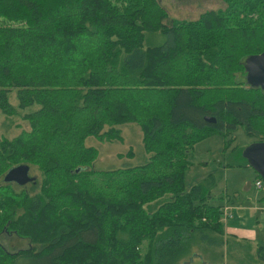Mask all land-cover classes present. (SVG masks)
I'll use <instances>...</instances> for the list:
<instances>
[{"label":"trees","instance_id":"obj_1","mask_svg":"<svg viewBox=\"0 0 264 264\" xmlns=\"http://www.w3.org/2000/svg\"><path fill=\"white\" fill-rule=\"evenodd\" d=\"M225 1L194 19L161 0H0V110L30 123L0 137V264H177L194 244L208 264L234 256L216 172L185 180L199 140L238 125L264 140V90L245 66L264 52V0ZM128 122L146 159L99 167L88 138L124 141ZM21 163L40 177L6 181Z\"/></svg>","mask_w":264,"mask_h":264},{"label":"rangeland","instance_id":"obj_2","mask_svg":"<svg viewBox=\"0 0 264 264\" xmlns=\"http://www.w3.org/2000/svg\"><path fill=\"white\" fill-rule=\"evenodd\" d=\"M161 3L169 11L170 17L194 19L204 10L227 5L225 0H161ZM152 39L157 42L162 41L164 37L160 33L159 35H153ZM16 93V90L11 93V100L14 104H18ZM259 103L264 106V94L260 97ZM20 111L23 112L24 110L20 109ZM21 112L8 118L0 110V137L3 135L13 137L23 129L29 128L30 123L22 117ZM6 122H9L8 125L5 124ZM120 126L125 136L124 141H100V143L94 137L88 138L89 143H97L96 145L99 148L100 154L96 161L99 167L112 168L125 165L129 161L137 164L146 159L147 151L143 144L140 125L137 122H128ZM257 140L258 137L249 134L244 125H238L233 133L223 135L216 132L199 140L191 152L193 163L187 168L185 179L187 186H191L193 182L210 171L216 172L218 183L215 190L217 191H213L215 194H213L211 202L218 203L217 193L223 189L225 194H231L237 203H242V209L235 208L234 218H230L227 224L230 222L232 226L236 227L240 236L246 237L256 246L258 243L264 244V180L262 186L259 187L256 184L257 170L252 165H228L227 163L229 161H243L245 163L247 161L244 153L245 148ZM130 147L134 149V155H119L120 152L126 153ZM30 174L40 177V171L33 165L30 168ZM16 241L21 247H26L28 244L23 239L17 238ZM251 242L244 243L242 241L244 247L251 245L248 253H244L245 248L239 249V254H237V249H233L235 252L233 257H229L230 255L223 258L215 256L214 264H239V257L248 260L252 264L251 256L252 252H255V248ZM195 250L197 253H204V258H207L206 249L201 245L194 244L190 250L191 252L184 254L177 264H208L199 255L193 258L189 257ZM214 252L219 253L221 249L218 248ZM209 257L211 259V254ZM259 264H264V262Z\"/></svg>","mask_w":264,"mask_h":264},{"label":"water","instance_id":"obj_3","mask_svg":"<svg viewBox=\"0 0 264 264\" xmlns=\"http://www.w3.org/2000/svg\"><path fill=\"white\" fill-rule=\"evenodd\" d=\"M247 80L251 85L260 86L264 90V52L252 54L246 58ZM209 120H215L208 117ZM250 165L264 178V140L255 141L248 145L244 151ZM30 164L21 163L11 167L5 174L6 181H16L20 184L35 179L30 174Z\"/></svg>","mask_w":264,"mask_h":264},{"label":"crops","instance_id":"obj_4","mask_svg":"<svg viewBox=\"0 0 264 264\" xmlns=\"http://www.w3.org/2000/svg\"><path fill=\"white\" fill-rule=\"evenodd\" d=\"M125 137V136H124ZM258 141V140H257ZM121 153V152H120ZM119 153V154H120ZM248 160V159H247ZM247 165H250L249 161L247 162ZM258 172H257V179H261L262 181L264 180L263 177L260 178V176H258ZM205 176V175H204ZM257 181V180H256ZM218 183V181H217ZM216 183V185H217ZM216 185L214 186L213 188V191H217L215 190V187ZM212 191L213 194H215L214 192ZM223 191V192H222ZM222 191H218V203L219 204H222L223 205V210H224V214H223V219L225 221V231L228 235H231L233 240H235V244H234V248L233 249H237V243H236V240L239 241L240 243H242V241L245 243V242H251L250 240L246 239V237L244 238V236H240V234L237 232V229L235 226H232L230 224V222L227 224V221L230 220V218H234V209L235 208H238V209H242V206L241 204L242 203H237V201H235L233 198H232V195L229 194V193H226L225 194V191L222 189ZM213 196V195H212ZM212 196L210 198V201H212ZM254 207V206H253ZM253 244V247L256 248L257 246L251 242ZM238 250V249H237Z\"/></svg>","mask_w":264,"mask_h":264},{"label":"built area","instance_id":"obj_5","mask_svg":"<svg viewBox=\"0 0 264 264\" xmlns=\"http://www.w3.org/2000/svg\"><path fill=\"white\" fill-rule=\"evenodd\" d=\"M256 184L260 187L263 184V181L261 179H257Z\"/></svg>","mask_w":264,"mask_h":264}]
</instances>
